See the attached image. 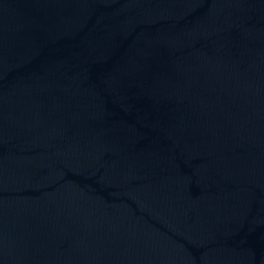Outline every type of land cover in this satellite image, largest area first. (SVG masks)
Segmentation results:
<instances>
[{"label": "water", "instance_id": "1", "mask_svg": "<svg viewBox=\"0 0 264 264\" xmlns=\"http://www.w3.org/2000/svg\"><path fill=\"white\" fill-rule=\"evenodd\" d=\"M0 264H264V0H0Z\"/></svg>", "mask_w": 264, "mask_h": 264}]
</instances>
